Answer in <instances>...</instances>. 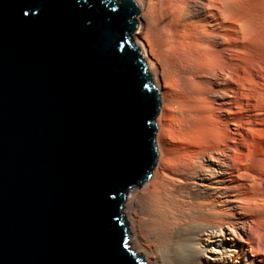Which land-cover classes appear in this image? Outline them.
<instances>
[{"label":"water","instance_id":"water-1","mask_svg":"<svg viewBox=\"0 0 264 264\" xmlns=\"http://www.w3.org/2000/svg\"><path fill=\"white\" fill-rule=\"evenodd\" d=\"M140 12L0 0V264H145L122 213L158 158Z\"/></svg>","mask_w":264,"mask_h":264},{"label":"bare ground","instance_id":"bare-ground-1","mask_svg":"<svg viewBox=\"0 0 264 264\" xmlns=\"http://www.w3.org/2000/svg\"><path fill=\"white\" fill-rule=\"evenodd\" d=\"M133 1L160 107L128 244L148 264H264V0Z\"/></svg>","mask_w":264,"mask_h":264},{"label":"rangeland","instance_id":"rangeland-1","mask_svg":"<svg viewBox=\"0 0 264 264\" xmlns=\"http://www.w3.org/2000/svg\"><path fill=\"white\" fill-rule=\"evenodd\" d=\"M120 2H121V1H119V3H120ZM120 4H121V3H120ZM143 260H144V259H143ZM145 264H148V263L145 262Z\"/></svg>","mask_w":264,"mask_h":264}]
</instances>
